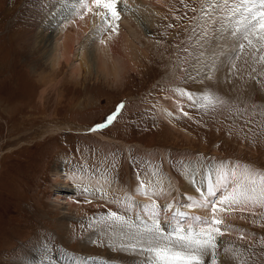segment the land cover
Here are the masks:
<instances>
[{"label": "rangeland", "instance_id": "1", "mask_svg": "<svg viewBox=\"0 0 264 264\" xmlns=\"http://www.w3.org/2000/svg\"><path fill=\"white\" fill-rule=\"evenodd\" d=\"M64 1L84 17L93 11L98 29L104 26L97 36L77 35L70 60L59 63L52 56L63 53L54 52L58 31L42 27L56 24L54 17L36 27L30 20L40 0H0V264H49L38 259L49 254L58 264H125L114 245L119 239L140 259L144 252L133 246L144 241L127 240L122 231L109 230L119 227L116 222L99 218L116 212L132 224L147 217L151 222L155 206L162 226L173 212L208 220L210 208L178 188L185 173L200 174L192 182L204 193L210 181H229L225 173L232 179L223 186L241 176L245 189V169L264 173V63L258 62L264 49L256 50L255 38V47L248 45L244 27L233 31L213 23V37L231 45L217 57L203 50L205 24L222 19L213 10L237 2L118 0L120 19L103 24L105 9L88 3L91 10H84L80 0ZM62 3L47 12L57 14ZM130 12L138 14L139 27L127 22ZM58 25L65 34L72 30ZM39 34L52 39L30 51L25 41ZM106 42L112 46L104 47ZM88 44L90 53L83 56ZM121 103L125 107L112 125L90 130ZM158 180L164 189L153 183ZM137 193L149 203L136 200ZM222 194L220 186L208 198L217 203ZM227 207L216 213L224 233L217 237V264H264V208ZM177 222L184 225L179 217L172 223Z\"/></svg>", "mask_w": 264, "mask_h": 264}, {"label": "snow or ice", "instance_id": "2", "mask_svg": "<svg viewBox=\"0 0 264 264\" xmlns=\"http://www.w3.org/2000/svg\"><path fill=\"white\" fill-rule=\"evenodd\" d=\"M97 8H103L106 10L107 15L104 16V24L109 23V19L118 21L120 14L118 11V0H90ZM259 7H255L253 0H241L244 5V12L241 15L244 17V23L246 24L244 39L248 42L249 46H253V38L256 39L259 47L256 49L260 51L264 49V0H256ZM89 0H80V7L84 10H90L88 8ZM219 8V5L216 6ZM233 12L239 11L238 8L232 9ZM246 13V15L244 14ZM82 18V17H81ZM111 26V25H109ZM112 30L117 31L116 27ZM99 31V29H98ZM240 50L243 51L244 44L239 45ZM255 59V57H254ZM258 62L264 63V55L258 58ZM252 72H256L253 68ZM182 96H186L188 100H193V97L185 92H181ZM204 100H209V96H204ZM218 102L225 103L222 100ZM125 106L123 103L117 105L116 111L107 115L104 120L97 124L91 131H100L118 118L120 111ZM195 107V103H193ZM187 115V113H185ZM244 177L249 182V187L246 189L241 187L233 189L231 193L227 192L226 186L224 187L223 199L219 200L220 205L229 204H243L245 206L252 205L254 207L264 208V173H258L253 169H245ZM256 177H259L257 180ZM87 191V189H85ZM147 194V193H145ZM201 197H214L216 196V187L209 186L206 194H200ZM130 199V197H128ZM200 206L204 208H210L212 212V218L208 220H201L199 217L188 218L184 213L173 212L168 218L166 226H162L159 219V212L155 206H152L151 210V222L141 221L144 229V234L139 232L132 235V239H142L143 244L134 245V248H139L145 254V260L143 264H217L216 251H217V237L223 236L219 225L223 223L222 220L216 218L218 211H226L224 208H218L217 203L210 199L202 198L200 200ZM171 206L169 205V208ZM147 205L142 210H146ZM184 221V225L176 221L177 218ZM103 221H112L118 224L117 227L109 228L110 231L119 232L123 231L127 235L126 229L132 227V223L125 220L124 216L117 215L116 212H110L106 217L99 218ZM189 220L195 223H189ZM94 219L90 223H95ZM170 229V230H169ZM227 251V249H225Z\"/></svg>", "mask_w": 264, "mask_h": 264}, {"label": "bare ground", "instance_id": "3", "mask_svg": "<svg viewBox=\"0 0 264 264\" xmlns=\"http://www.w3.org/2000/svg\"><path fill=\"white\" fill-rule=\"evenodd\" d=\"M57 1H63V3H62V5H61V7L58 9L59 11H58V13L57 14H54V13H52V14H54V15H51V12H47V10H49L50 9V7L53 5V3H55V2H57ZM77 1V3H78V0H74V2H76ZM231 1V0H230ZM233 1V3L234 2H237L238 4L237 5H233V7H231V6H228L227 8H222V6L220 7L219 6V8H216L215 10H213V11H217L218 13L220 12V14H221V16L220 17H222V19H221V21L220 22H218V20L217 21H209L208 22V20L206 21V22H208L207 24H205V27H204V29H203V34L207 37V38H203V39H205V43H206V46H205V49H203V50H208L209 52H210V50H214L215 51V54H216V57H217V55L219 54V50H222L223 48H227L229 45H231V43L229 42V41H225V42H219V41H217L216 40V36L218 35H216V33H215V37H213V35H212V33H210V29H211V25L214 23L216 26H218L219 28H223L224 26H225V28L226 27H231L232 29H233V31L235 30V29H239V27H244V28H246V24L244 23V21L242 20V19H244V17L241 15V13L242 12H244V5L241 3V0H232ZM253 2L255 3V6L256 5H259L258 4V2H256L255 0H253ZM68 3V2H67ZM67 3H65V1L64 0H40V3H39V6H38V4L36 5V7H34V11L36 12L35 13V15L33 14V15H31V19L30 20H32V25H34L35 27H36V23H38L39 22V20L41 21V19H44L45 17L47 18H52V16L54 17L53 19L57 22L56 24H48L46 21H44L43 23H47V24H45V25H43L42 27H44V29H47V30H52L53 32L54 31H58V33H57V35L54 37V41H55V44H54V47H55V51L54 52H58L59 50H63V53L62 54H54V55H52L53 56V60H55V59H59V63H60V60L63 58V59H65V60H67V61H69L70 60V57L73 55V48H72V45H73V43L76 41V37H77V35H79V34H81V35H83V36H85V35H88V33L90 32V31H93V33H92V37H94V35L95 36H97L96 34L98 33V21H94V20H92L93 18L91 17V15L92 14H94V12L93 11H91V13H87L86 15H85V17L83 16V15H81L80 13H76L74 10H72V9H70V7H68V5H67ZM89 3L91 4V5H89L92 9H93V7H95L94 6V4H92L90 1H89ZM231 3V2H230ZM220 4V3H219ZM221 5V4H220ZM54 6V5H53ZM88 6V7H89ZM91 8H90V10H91ZM135 8V7H134ZM234 8H238L239 9V11H236L235 13L232 11V9H234ZM214 9V8H213ZM209 10H210V8H209ZM229 11V12H228ZM136 12V11H135ZM134 12V13H135ZM210 12H212V10L210 11ZM214 13V12H213ZM217 13V14H218ZM216 14V15H217ZM245 15H246V13H244ZM49 15H50V17H49ZM129 15V14H128ZM131 15V16H130ZM130 19H128V23H133V25H134V27H139L140 26V24H141V21L139 20V18L137 19V17H138V14H134L133 15V13L131 14V12H130ZM4 16V15H3ZM66 16L67 17H69V18H67L66 19ZM137 16V17H136ZM241 17L242 19H238V17ZM77 17L79 18L78 20H76L75 22H73L74 21V19H77ZM83 18V22H82V20H80V18ZM90 17V18H89ZM212 17V16H211ZM218 17V16H217ZM45 18V19H46ZM88 18V19H87ZM133 18H134V20H133ZM213 18H214V16H213ZM212 18V19H213ZM216 18V17H215ZM211 19V18H210ZM47 20V19H46ZM214 20V19H213ZM54 21V22H55ZM240 21H243L242 23L240 22ZM42 22V21H41ZM102 22V21H101ZM59 23H64V26H69V27H72L70 30H71V32H67L66 34L64 33V32H62L61 31V29H59L60 27H59ZM103 23V22H102ZM104 24V23H103ZM38 26H41L40 24H38ZM101 26V25H100ZM104 26V25H103ZM103 26L101 27V29H103ZM59 27V28H58ZM59 29V30H58ZM101 29H99V31L101 30ZM62 30H63V28H62ZM223 30V29H222ZM69 31V30H68ZM9 32V31H8ZM215 32V31H214ZM126 33V32H125ZM98 34H100V33H98ZM42 35V34H41ZM40 34H39V36H34V37H32V38H30V39H28L27 41H25L26 42V44L28 45V47H29V49H30V51H36L37 52V50H39L40 49V45H41V43H43V42H45V41H47L46 42V44H48V42L52 39V37L51 38H49V39H43V35L41 36ZM82 36V37H83ZM123 36H124V33H123ZM20 37H22V35L20 34ZM218 37V36H217ZM63 39L64 41H63V43L62 44H59V40L60 39ZM220 38V37H219ZM22 39V38H21ZM129 40V39H128ZM24 42V43H25ZM134 42V41H133ZM122 43V42H121ZM125 43H127V44H129L128 43V41L127 42H125ZM110 43L109 42H106L105 44H104V47L105 46H107L108 48H110V46H112V45H109ZM39 45V48L37 47ZM89 46H90V44H88V46H86L85 47V49H84V51H83V56L85 55V54H87V53H90V52H88L87 51V49H89ZM125 46V45H124ZM131 46V45H130ZM116 47V46H115ZM216 47H218V49H216ZM130 48V47H129ZM128 48V49H129ZM125 49V48H124ZM119 50V49H118ZM93 51V50H92ZM111 51V50H110ZM87 52V53H86ZM114 52H116V51H114ZM118 52V51H117ZM125 52V51H124ZM116 54V53H115ZM128 54V53H127ZM210 54V53H209ZM92 55V54H91ZM211 55V54H210ZM208 56V55H207ZM93 57V56H92ZM212 57V56H211ZM214 57H215V55H214ZM214 57H212V58H214ZM215 57V59H217ZM209 58V57H208ZM92 59V58H91ZM52 60V61H53ZM57 62H58V60H56ZM212 62V61H211ZM56 63V62H55ZM210 61H208V62H204V64H202L201 66H202V68L204 67V68H208L209 66H210ZM203 68V69H204ZM250 68V67H249ZM61 71V70H60ZM62 72V71H61ZM61 72H59V71H57V72H55V74H60ZM56 76V75H55ZM48 88H46L44 91H43V95L48 91L47 90ZM78 128V127H77ZM68 129L69 128H66V127H59L58 129H57V131H59V132H63V130H67L68 131ZM79 129V128H78ZM83 129H81V131H82ZM48 134H49V132H48ZM48 134H45V135H48ZM99 135H100V133H99ZM219 173H221V172H219ZM230 172H228V173H225V176H227L228 178L227 179H229V181H227V182H222V183H219L218 181H216V182H211L210 181V183H211V186L212 185H215V187H216V189H218V187H220L221 185H224V184H228V183H230L231 182V177L229 176L230 174H229ZM216 174V173H215ZM198 175V176H197ZM199 173H196V174H194V172H187V173H185L184 174V176H182V178L183 179H181L180 181H178V183H179V185H178V188H179V190L180 191H184V192H186V193H189V194H191L192 196V198L191 199H193L192 201H196L197 199H199V200H201L202 198H205V199H209L208 197H206V196H204V197H201V195L200 194H202V193H204L203 192V190L199 187V190H198V188H197V191H196V188H195V186L196 185H194V183L192 182V180L195 182V184H197V178L199 177ZM203 175H205L206 176V173H204ZM215 176V175H214ZM213 176V177H214ZM208 179L210 178V179H212V177H210V172H209V174H207V176H206ZM241 177V176H240ZM239 177V179H237L236 178V181H234L231 185H232V187H231V185L229 184V185H226V188H227V190H231V192L233 191V184H235V187H234V189H237V188H241V187H243V182H244V179H241ZM158 182H159V180H158ZM158 182H155V181H153V183L154 184H156V185H159L160 187H161V189H162V187H163V189H164V187H166V186H161L160 185V182L158 183ZM206 182H208V181H206ZM242 182V183H241ZM245 182H246V185L245 186H248L249 187V182H247V180H245ZM69 183H71L70 181H69ZM77 183V182H76ZM78 183H80L79 181H78ZM84 183V182H83ZM162 183V182H161ZM177 183V184H178ZM204 183V182H203ZM202 183V184H203ZM104 184V183H103ZM200 184V183H199ZM84 185H90V186H94L95 187V185L94 184H91L90 182H85V184ZM97 185V184H96ZM100 185H101V183H100ZM176 185V184H175ZM155 186V185H154ZM158 186V187H159ZM175 187H177V186H175ZM197 187V186H196ZM204 187H205V185L203 184V189H204ZM100 188L102 189V190H107V189H109V188H107L106 186H104V185H102V186H100ZM223 188V187H222ZM244 188V187H243ZM98 190V189H97ZM144 189H143V187L142 188H140V190H139V192H141V191H143ZM230 192V191H229ZM230 192V193H231ZM204 194H206V193H204ZM223 195L224 194H222L221 196H220V198L218 199V201H217V206H219V207H223V208H225V209H229V207H227V205H229V204H224V205H220L219 204V200L220 199H223ZM158 197V196H157ZM153 198V197H152ZM135 199L136 200H139V202H141V203H143L144 201H146V203H149L148 201L150 200L147 196H145V195H142L141 193H137L136 195H135ZM185 199H187V197H185ZM138 202V201H137ZM74 206V205H73ZM226 206V207H225ZM231 207H232V205H231ZM189 208V207H188ZM194 209V208H193ZM192 209V210H193ZM190 208L187 210L188 212H191L192 211ZM206 211V210H205ZM147 213V212H146ZM202 213H205L204 211H202ZM209 213V212H208ZM210 214V213H209ZM205 215H208V214H205ZM211 215V214H210ZM148 219H150L149 217H147V221L146 222H148V223H150V221L148 220ZM138 221V220H137ZM134 223V222H133ZM137 224H132V226L133 225H135V226H133L132 228H129V230L130 231H127V235H125L124 234V232L122 231L121 232V236L122 237H125L127 240H130L131 238H132V235L134 234V233H137V232H139V233H141V234H144V229H143V226H142V224H141V222L140 223H138V222H136ZM225 238H227V237H225ZM118 239V238H117ZM135 240V239H134ZM118 242H117V244H116V241H115V246L116 245H118L119 246V248H120V253H121V257L124 259V261H125V264H143V262H144V260H145V257L144 256H141V258L138 260L137 258H134L133 256L131 257L130 255H129V250L127 249L128 247H125L124 245H123V243H124V240H117ZM119 241H122V242H119ZM129 242V241H128ZM136 244V243H135ZM118 246H116V247H118ZM128 254V255H127ZM54 256L55 255H53V256H50V254L47 256V258H45L46 256H39V260H43V261H48V263L49 264H58L57 263V260L56 259H54ZM120 256V255H119ZM218 256V255H217ZM121 257H119V258H121ZM117 258V257H116ZM48 259V260H47ZM113 259V258H112ZM115 260V259H114ZM121 260V259H120ZM127 260V261H126ZM73 263V262H72ZM210 264H211V262H209ZM60 264V263H59Z\"/></svg>", "mask_w": 264, "mask_h": 264}]
</instances>
